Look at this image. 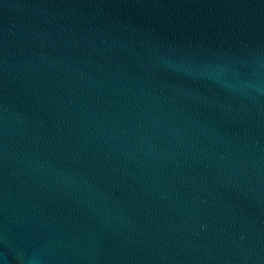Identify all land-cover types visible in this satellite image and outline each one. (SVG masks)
Segmentation results:
<instances>
[{
  "label": "water",
  "instance_id": "95a60500",
  "mask_svg": "<svg viewBox=\"0 0 264 264\" xmlns=\"http://www.w3.org/2000/svg\"><path fill=\"white\" fill-rule=\"evenodd\" d=\"M0 264H264V0H0Z\"/></svg>",
  "mask_w": 264,
  "mask_h": 264
}]
</instances>
